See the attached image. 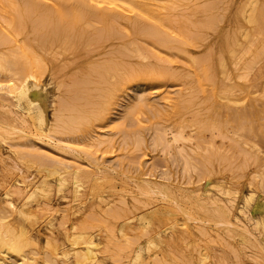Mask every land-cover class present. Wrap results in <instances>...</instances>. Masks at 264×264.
<instances>
[{
    "label": "bare ground",
    "instance_id": "6f19581e",
    "mask_svg": "<svg viewBox=\"0 0 264 264\" xmlns=\"http://www.w3.org/2000/svg\"><path fill=\"white\" fill-rule=\"evenodd\" d=\"M247 5V8L240 14L243 21L238 25V32L226 34L224 31L225 34L222 33L221 37H219L220 40L217 42V51L212 52V47L208 46L207 48L212 51L210 53L208 52L209 54H206L207 52L204 53V55L206 54L205 57L202 58L201 56V59L198 58V60H196L194 57L192 58V56H189L190 54L187 53L186 47L190 45L192 47L197 46L196 43L204 38V35L208 36L203 34L204 31L216 28L217 25L215 21H218L219 17L222 18L221 15L218 14V17L216 13L212 12L214 8L213 0H0V47H4V51L8 50L7 52H9L7 56L6 54L8 53L5 54L3 50V52H0V78L4 77L6 79L4 82L0 79V163L4 170L2 183L5 185L0 197V264H106L105 259L107 257L111 259L112 263L117 264H264V197H261V192L264 193V190H262L264 188V153L260 148L261 146L259 147L257 144L259 143L257 138L261 132L259 133L257 130V133H255V129L254 133L257 134L258 137L252 138L254 136L253 133V135L249 137L250 123H248L246 119L249 124L248 126L246 121L244 122V119L246 115H249L252 111L249 113L245 109L241 110L242 108H240L239 112L233 116L234 111H232L230 104L236 105L239 103L242 106V101L237 97L235 91L238 89L243 90L245 86H242L244 83L242 85L236 83L235 85V83H231L230 80L229 82L226 81L230 76L228 67L233 63L232 59H240L239 51H242L244 54L252 53L250 47H247L249 43L245 45L246 49H244V47L241 48L244 45L242 43L244 40L240 37L247 39L251 38L249 40L251 44V40H253L252 37L254 36L252 31L250 32L248 30L249 26L246 27L243 22H246V24L248 23L247 25L252 24L253 28H250V30L253 29L255 33H261L262 36L264 34V26H260L261 18L264 20L262 5H257L256 0H248ZM225 9L228 8L225 7ZM220 21L219 19L218 22L220 23ZM233 30L235 31V27ZM28 33L35 35L38 42L41 38L43 41L46 39V43L49 44V47L53 45L56 49L60 50V52L71 51L73 53L77 52V54L78 51L84 49L86 46H92L93 50H96L94 52L97 53V51H101L104 48V43H107L109 40H119L121 43L119 45L115 44L114 47L110 45L111 49L105 52L107 57L103 62L95 60L97 63H94V65L91 64L92 66L88 63L91 69L86 66L87 69L90 70L88 73L89 75L92 74L93 76V73L96 75L94 76L96 77L94 82L97 84L95 88L96 91L93 90L94 88L86 90V87L84 89L88 91L87 93L86 91L80 93V89L76 91V84L80 86L78 85L80 82L77 83L73 81L74 78L72 81L69 80L72 82V84H69V88H71L70 85L73 86L74 84L76 87H72L74 90L72 88L69 89L68 85H62V82L58 83L59 85L56 84L58 88H61L59 86H63V89L68 88L65 91H70L71 93L73 91L76 92L72 93V95L67 93L71 96L68 95L65 99L59 97L61 101L59 102V106L56 107L55 104L58 105V103L54 101V95L52 91L49 90V87H52L54 91L57 86L54 85L53 78L50 76L52 74H49L50 72L48 73L50 77L46 82L41 80V75H43L42 71L45 70V66L40 56H37L33 50H28L29 47L28 49L25 48V41H27V43H25L26 45H28L30 41V39L25 40L28 36H31L28 35L25 37ZM19 37H21V39H19ZM204 39L208 41L207 38ZM246 40L244 42H246ZM258 40L255 43L259 42ZM34 41L32 43H34ZM262 42L264 43V40ZM230 45H232V47H234L233 45H235V47L238 46V50L239 47L241 50L238 51L235 47L231 48ZM39 46L37 49L40 48L42 50V47L44 48V46ZM227 46H230V49ZM258 47H261L259 50H263L264 44ZM108 48L110 47L108 46ZM197 48L194 49L197 50ZM40 49L38 51H40ZM56 49L51 52L49 51L46 53L45 51L43 53L47 54V58L53 57L55 53L59 52ZM256 49L258 50V48ZM106 50L108 49L106 48ZM204 50L206 51L207 49ZM91 51L92 50H89V48H87V52L86 49H84V52H86V54L88 53V55ZM71 52L70 54H72ZM256 52L255 54H257ZM259 52V56H261V52L264 53V51ZM130 53H133L138 61H130ZM105 54L102 55L104 56ZM73 55H75V53ZM243 56H241V61L242 58L245 59L247 55H245V57ZM97 57H99V55H97ZM252 58L250 59L252 63H250L248 69L246 68L247 66H245V64L250 61L248 58V61L244 62V67H241L251 70V64L255 66V63L258 62L253 60V63ZM45 59L46 58H44V60ZM147 59H150V61L145 62ZM182 59L186 62L187 72L193 74V79L191 81L193 85L189 87L185 86L184 88L179 87V90L175 88L177 91L173 94L174 89L171 90L173 92L171 93L166 90L165 87L169 81L181 79L183 74L170 68V64H176L177 61L183 63L179 61ZM50 60L51 59H49V61ZM240 60L239 62L242 63ZM260 61L262 63V60ZM72 62L75 64V61ZM72 62L70 63L72 64ZM71 64L66 65L71 66ZM57 65H59V63ZM232 66L237 68L238 65L234 63ZM254 66L253 68H255ZM258 66L256 65V67ZM241 69L239 71H241ZM215 71L220 72L219 75L221 78H223L222 74H226V76L229 75L228 78L225 79V85L224 83H222V85L219 84V80L215 78ZM58 72L56 71L54 74ZM60 73L61 72L57 75ZM263 73L264 72L261 74ZM54 74L52 76L55 78ZM88 74L87 77H90ZM258 74L257 76L254 74V79L259 77ZM245 75L249 78L246 72L245 74H237L236 77L241 78L243 81L246 79L244 77ZM62 77L57 79L61 81ZM186 77H188V74ZM79 80L81 79L79 78ZM184 81L186 82V80ZM237 81L240 80L237 79ZM260 81L256 82L260 83ZM81 82L83 83L84 81ZM247 82L249 83V81L246 80L245 84ZM84 84L85 83H83V85L81 84V86L88 85L87 83L86 85ZM103 84L104 86L100 87ZM186 84L188 85V82H186ZM90 85L92 86V83H89L88 86ZM236 86L237 88H235ZM247 86L249 87V85ZM138 87H144L145 92V87L147 91V87L155 88V91L161 95L160 100L163 105L160 106L162 108H159V105L155 107L154 114H158L161 117H171L175 122H181V124L185 121L184 125L186 123L188 124L185 118L186 115L190 112L193 113L192 108L193 106L195 107V105L204 112L200 113L196 110V113L194 112L193 115H191L193 118H214L213 115L218 105L224 106L227 112H230L231 118L234 117L236 120V117H239V133L243 131V128H249L246 130L247 133L249 132V135L246 133L249 138L243 137L242 135L244 133L240 135L234 130L230 134L235 135L237 138H234L235 141L231 139L234 136L230 135L226 131L227 129H225V132L231 136H229V140L232 142L231 145H233V148L236 143L238 145L236 144L235 147L240 146L238 150H236V158L240 155L239 152H243L241 159L242 161L245 160L244 163L247 161L246 163L249 162L250 166L252 163L257 164H255L257 169L256 166H251L255 167L253 168L255 170H253L251 175H249L248 181H246L248 182V190L245 193H241L238 189L230 187L229 184L212 181V178H209V176L211 168L214 172L213 167L208 165L203 159L201 163L204 161L205 163L201 171H206L208 176L202 178L203 175L200 174L201 180L199 178V184L197 183V176V179H194L196 182H192L191 180L193 178L190 176L191 180L187 179L188 181L186 183L185 181L183 183H181V181H178L179 183H173L174 179L172 181L164 177H159L157 175L158 173L155 174L157 171L155 173H153L154 171H152V173L148 171L134 173V170L133 172L130 171V166H127L129 167L128 170H125L120 167L122 164L116 166L115 164L117 162H114L115 164L112 163L113 166L108 162V164L105 163V160L104 162L99 161L100 158L94 155L96 151L93 154L88 148L93 149L103 144H110L113 138L111 139L105 135L102 136L100 133V135L97 136H86L85 133L80 135V130L90 125L92 122L94 123V121L106 120L109 117L110 110L114 108L115 105L117 107V103L121 102L120 100L128 98L132 88L135 90V88ZM248 89L251 90L250 88ZM58 90L59 89L55 91L57 92ZM89 91H95L97 94L90 97L88 94L90 93ZM239 92L241 93V91ZM93 93L94 92H92V95ZM199 93L203 95L200 96ZM262 93H264L263 90L262 92L260 91V94ZM135 94L137 93H134V96ZM137 95H140L141 101H146V97H141V94ZM259 96L262 95L258 94L255 98ZM263 96L261 97L262 99L264 98ZM56 97L58 98V95ZM74 97L78 99V101L80 98V100H85V102L76 104ZM59 98L57 99L58 101L60 100ZM150 99L148 100L150 101ZM220 100L224 101V103H221ZM131 101H133V97ZM250 101L252 105H254L253 102L257 100L253 101V99H251ZM133 102H127L125 104L127 111L135 107ZM257 102L260 103L261 100ZM147 104L149 105V102ZM239 104L236 107L235 105L233 106L237 108ZM207 105L209 107H207ZM261 105L264 104L262 103ZM138 106L140 105L138 104ZM49 108L52 109L51 118H49L47 114ZM125 111L123 112L125 113ZM242 111H244V113ZM259 111L258 113L261 114ZM231 112H233V115ZM131 113L129 112L128 115ZM131 116L134 115L131 114ZM227 116L229 115L227 114ZM219 117L218 114V119H220ZM230 117H225L226 123L229 122L227 119H230ZM152 118L150 119L151 121ZM248 118H250V116ZM205 119L203 118L201 128H203V126L208 128L212 127L214 122L212 126H209ZM262 119H259V121L261 120L264 122ZM116 120L117 119L112 121ZM191 120L193 119L189 121L191 122ZM196 121L198 122H196V126H200L199 121L201 122L202 119H197ZM254 122L252 120L251 123ZM117 123L118 121L116 124ZM125 123L124 125L128 122ZM218 124L217 121V125ZM106 126L104 125L105 128H107ZM226 126L229 127L230 125H225L224 128H226ZM254 126L252 125V127ZM96 127H99V125ZM113 127L115 126L112 125V129ZM155 127L160 129L156 125ZM218 127L220 126L218 125ZM218 127L215 126L214 128ZM263 127H260L262 128V133L264 132ZM120 128L117 126L116 130ZM156 128L155 130L158 131ZM197 128L198 132H201L200 127ZM208 128L206 132L207 130L209 131ZM186 129H188V126ZM162 130L163 131L159 132H161L163 137L160 136L159 138L162 139L161 141L165 146H168L170 142L175 143L179 138L184 137L182 128L174 129V132L171 131L169 133L171 137L169 138L165 137V134L163 135L162 133H165V131L167 132V130ZM214 130L210 128L208 133H204L209 134L211 131L214 132ZM113 131L115 132V130ZM118 131L116 132L119 133ZM152 132L154 133V130ZM243 132H245V129ZM139 133L138 131V134ZM114 134L113 136L116 135ZM132 134L133 133H131V136ZM138 134L135 135L133 140H137L136 137H138L137 141L141 142L140 140L142 137ZM125 135L123 137H125ZM218 135H220V133L215 134L214 132L213 136L217 137ZM224 135H221L222 138L218 136L220 141L221 139L222 141L223 139L227 140L226 135L225 137ZM209 136L211 137V135ZM200 139L203 141L205 140L201 137ZM260 140H263L262 136ZM129 142L130 141H128V143ZM122 143L116 145L115 142L113 145H116V149L120 150V148L117 147ZM142 143L143 142L139 144ZM146 145L148 147V144ZM187 145L188 144H186L185 147L188 149L189 146L187 147ZM196 145V147H198V144ZM3 146L6 147V154L2 152ZM137 146L135 150L139 149ZM199 146L201 147L202 145ZM120 147L124 149L123 146ZM157 147H159V145ZM181 147H183V145ZM218 147L219 146H217V150L220 149V147ZM203 148L205 149V147ZM210 148L214 149L215 147H209L208 149L210 150ZM228 148H230V146ZM41 149H53L60 155L54 157L50 155L52 157H46V153L43 154L40 152ZM96 149L99 150V148ZM190 149L191 148H189V150ZM201 149L199 150L201 151ZM102 150L99 151V153H106L107 151L105 150L108 149ZM182 150L183 148H180L181 153ZM209 150L208 152L212 151ZM222 150H224V148L222 149L221 147L219 151ZM191 151H194V149ZM127 152H130V150H127ZM183 152H185V150ZM134 153L135 152H131V154ZM195 153L194 151V154ZM212 153L214 155V150ZM217 153L218 151L215 153V156ZM222 153L223 156L219 153L216 158H208L210 155L213 156L210 154L207 157L209 159L207 162H210L211 159L214 158L217 159L218 156L219 158H224L225 153L223 151ZM228 153L230 154L232 152L229 151ZM259 153L263 156H259ZM207 154L205 153L206 156ZM227 154L226 156H228ZM232 154L234 156V153ZM44 156L47 161L43 160L45 159ZM192 156L193 154L191 158ZM197 157L199 158V154ZM228 157H231L230 159L233 160L231 154ZM111 160L112 159L108 161L110 162ZM128 161L129 160L125 163L128 164ZM222 161L223 165L225 162L229 163L228 160L225 162L224 160ZM236 161L237 160L234 159V162ZM186 162L187 160L184 162L185 167ZM188 162H190V160ZM234 162H231L233 167L237 164H234ZM137 163L138 162L132 164V167ZM244 163L240 161V164L243 165ZM139 164L140 163H138V166ZM220 165H222V163ZM21 166H25L26 168L35 166L33 168H35L39 177L35 179L34 176L30 177V175L24 174ZM232 166L231 172L229 171L230 168L226 171L224 169V172H221L220 175L225 172L227 173V171L228 174L231 175L230 173L235 171L234 169V171H232ZM237 166H239V163ZM240 166L237 168L238 170L241 169ZM244 166L245 168L242 167L246 170L250 167L249 165L247 167L246 164H244ZM187 167L192 168L188 165ZM216 167H218V165H216ZM181 168H184L183 164ZM243 168L242 173L245 171ZM174 169L176 170V168ZM189 170H187V172ZM201 171L199 173H201ZM234 173L236 174V172ZM237 173H239L241 176L240 178H242V173L240 174L238 171ZM165 174L167 173L165 172ZM206 174L204 173V175ZM235 174L232 175L234 176ZM12 175H14V177L8 181L7 179ZM216 175L218 176V173ZM166 176L167 175H165V177ZM236 176H234L235 179L232 178V181L236 180L235 182H237L241 180L240 178L237 180ZM181 177L183 178V176H180V178ZM174 178H176V176ZM229 178H231V176L228 177V179ZM55 198L65 202V206H55L53 203ZM128 198L130 199L129 201L127 200ZM238 199L241 201L240 205L237 203ZM142 209L145 210L143 211ZM85 210L90 212L89 216L86 215L88 217L84 215ZM12 214H15L20 219V223L15 224L12 219L10 220ZM38 223H40L42 228L46 231L42 242L33 232L34 226ZM55 232L62 234L63 243L59 241ZM178 243L184 245L183 251L177 249L176 245ZM213 245H219L222 249V253L220 254V252H217L218 254H216L212 249Z\"/></svg>",
    "mask_w": 264,
    "mask_h": 264
},
{
    "label": "rangeland",
    "instance_id": "374dc122",
    "mask_svg": "<svg viewBox=\"0 0 264 264\" xmlns=\"http://www.w3.org/2000/svg\"><path fill=\"white\" fill-rule=\"evenodd\" d=\"M221 1V2H220ZM230 1V2H229ZM257 1V5H259V6H261L262 8H263V11H264V0H256ZM218 2H220V3H218ZM228 2V3H227ZM213 4H214V8L212 9V12H214V13H216V15L219 17V15H221V17L222 18H218V21H219V19L221 20L220 21V23L216 20L215 21V23H216V25H217V29L216 28H214V29H207V30H205L204 31V33L203 34H206V35H208V36H205L204 35V38H207L208 39V41L206 40V39H204V38H202V39H200L196 44H197V46H198V48H197V46H193L194 48H197V50L196 49H194L191 45L190 46H188V47H186V50H187V53L188 54H190L189 56H192V58L194 57V59H196V60H198V58L199 59H201V56H202V58L203 57H205L206 56V54H209L212 50V52H215V51H217V49H218V41L220 40V38L219 37H221V34L222 33H224L225 34V32H226V34H232L233 32L234 33H237L238 31H237V29H238V25H239V23H242V18L240 17V14H241V12L242 11H244L246 8H247V4H248V0H219V1H217V0H213ZM220 4V5H219ZM229 4V5H228ZM224 5V6H223ZM231 5V6H230ZM228 6V7H227ZM243 6V7H242ZM221 7V8H220ZM225 7L226 8H228V9H225ZM218 8V9H217ZM232 8V9H231ZM218 10H219V12H218ZM227 10V11H226ZM222 11H224V12H222ZM238 14H237V13ZM240 12V13H239ZM232 13V14H231ZM219 14V15H218ZM231 15V16H230ZM234 16H235V18H234ZM224 18V19H223ZM223 19V20H222ZM227 19V20H226ZM262 20H263V18H261V22H262ZM259 22H260V20H259ZM260 22V26L261 25H263L264 26V20H263V22L261 23ZM227 23V24H226ZM244 24H245V26L246 27H248V30L251 32L252 31V33L254 34V36L252 37V39L253 40H251V44H250V39L251 38H244V37H240L242 40H246V42H244V41H242V43L244 44L241 48H243L244 47V49H246V46L245 45H247L248 43L250 44H248L247 45V47H250V49L252 50V53H243L242 51H239V50H241V48L239 47V50H238V46L237 47H235V45H233L238 51H239V55H240V59H241V56H243V57H245V55H247L246 57H245V59L244 58H242V61L240 60V59H238V58H236V59H232L233 60V63L232 64H234V63H237V68L236 67H234V66H232V64H230V66L228 67V73H230L228 76H229V79H227L228 78V76H226V74H222V76H223V78H221V76L219 75V71H215V78L217 79V80H219L218 82H219V84H221L222 85V83H224V85L226 84V81H228L229 82V80L231 81V83L233 82V83H235V85H236V83L237 84H243L242 86L244 87V89L243 90H236L235 92V94L237 95V97L242 101V106L239 104V103H237L236 105L235 104H230V106H231V109H232V111H234V115H233V112H231L232 113V115L233 116H235L236 115V113H238L239 112V109L240 108H242L241 110H246V111H248L249 113H250V111H252L249 115H246V117H245V119H244V122L246 121V119H247V121H248V123H250V126H249V124L247 123V121H246V123L248 124V126L250 127V130H252V131H250L249 130V132H250V135H249V132L247 133V131L246 130H248L247 128H243L242 130L244 131V129H245V132H240L239 133V127H238V125H239V117H236V120H235V118L234 117H230L231 115H230V112H227V110H226V108L224 107V106H222V105H218V107L216 108V111H215V114H216V116H215V114L213 115L214 116V118L213 117H192L191 115H193V113L195 112L196 113V110L197 111H199L200 113H202V112H204L203 110L201 111V109H199V107L197 106L196 107V105H195V107L193 106V108H192V111H193V113H189L188 115H186V122H188V124L186 123L185 125H184V123H185V121H184V123H182L181 124V122H175L171 117H161L160 115H158V114H154L155 113V107H158V105H159V108H162L161 106L163 105L162 104V101L160 100L161 99V95L159 94V93H157L156 91H155V88H152V87H147L148 88V91H147V89H146V87H145V90H146V92L144 91V87H138V88H135V90H134V88H132V91L129 93V97L128 98H123V100H120L121 102L120 103H117V107H116V105L114 106V108H112L111 110H110V114H109V117L106 119V120H102V121H94V123L92 122L90 125H88V126H85V127H83L81 130H80V135H83L84 133H85V135L86 136H97V135H102V136H107V137H110L111 139H112V142L110 143V144H103V145H101V146H98V147H95V148H93V149H96V148H99V150L98 149H96V150H93V149H91V148H88L90 151H92L93 152V154L95 153V151H96V153L94 154L96 157L98 156L100 159H99V161H103L104 162V160H105V163H109V164H111V165H113V164H115L116 162L118 163H116L115 165L116 166H119L120 164H122V165H120V167L121 168H124L125 170H128V168L129 167H127V166H130V171H132L133 172V170H134V173H136V172H149V173H152V171H154L153 173H155L156 171V173L155 174H157L159 177H164V178H166V179H168V180H172L173 181V179H174V182L173 183H179L180 181H181V183H183L184 181H185V183L188 181V180H191V178H190V176L193 178L191 181L192 182H196V180L194 181V179L196 178L197 179V177H198V179H197V183L199 184V181L201 180V176H199L200 174L201 175H203V177L202 178H205V177H207L208 176V174H206V171H201V168H203L204 166V163H205V161H206V163H208V165H211L212 167H213V170H214V172L212 171V168L211 167H208V168H211V171H210V176H209V178H212L211 180L212 181H219V182H224V184H229V186L230 187H232V188H236V189H238L241 193H245L247 190H248V182H246V181H248V179H249V175H251V173L253 172V170H255V169H253V168H255V167H251V166H256L255 164H253L252 162V164H251V166H250V163L248 162V163H244V161L245 160H243L242 161V157L241 156H243L242 154H243V152H242V150L240 149V151L242 152V153H240L239 152V154L240 155H238V157L236 158V150H238V148L240 147H235V145L237 144H235L234 142L236 141L235 139H237L236 137H235V135H233V134H230V133H232V131H236V133H238V134H240V135H242L243 133V137H246V138H249V137H251L253 134H254V136L252 137V138H254V137H258L257 136V134H255V133H257V130L259 131V139L257 138V140H259L258 142L259 143H257L258 145H259V147L261 148V150H262V152L264 153V132L262 133V128H260V127H263V125H264V122L263 121H259V119H262V120H264V105H261L262 103L264 104V98L262 99L261 97L263 96V94L264 93H262V94H260V91L262 92V90L264 91V86H260V85H264V73L263 74H261L262 72H264V53L263 52H261V56H259L258 54H260V52L259 51H264V49L262 50V49H260L259 50V48H261V47H258L259 45L261 46L262 44H264L262 41L264 40L263 39V37H264V32L262 33L263 34V36L261 35V33L259 34H257V33H255L254 32V30L253 29H251L250 30V28H253V26H252V24H249V25H247L246 24V22H243ZM225 26H227V27H225ZM251 26V27H250ZM231 27V28H230ZM235 27V31L233 30V28ZM262 27V26H261ZM232 29V30H231ZM264 29V28H263ZM212 32H211V31ZM223 30V31H222ZM218 31V32H217ZM225 31V32H224ZM216 34V35H214V34ZM28 35H31V36H28ZM256 35V36H255ZM260 35H261V37H260ZM28 36V37H27ZM215 36V37H214ZM260 38H259V37ZM25 37H27L25 40H27V39H30V41L28 42L29 44L28 45H26L25 43H27V41H25V43H24V45H25V48L26 49H28V47H29V49L28 50H33L34 52H35V54L37 55V56H40V58H42L43 59V63H44V66H45V70H43L42 72H40V73H42L43 75H41V80L42 81H47L48 79H49V77L51 76L52 78H53V83H54V85H56V84H58V83H61L62 85L63 84H65V85H68V88H69V84H72V80H73V78H74V80L73 81H75V82H80L78 85H80V86H77V84H76V87L78 88H76L75 87V85L73 84V86H74V88H76V91L77 90H79L80 89V93H82V92H85L86 90H90L91 88H94L93 90H95V88H96V86H97V84H95V80H96V77H94V76H96L94 73H93V76H92V74H88L89 73V69H91L88 65L90 64H92V65H94V63H97L96 61H101V62H103L104 61V59H106V57H107V54H105V52L106 51H109L110 49H111V46L110 45H113V47H114V45L116 44V45H119L121 42L119 41V40H109L107 43H104V48L101 50V51H97V53L96 52H94V51H96V50H93V47L92 46H86L84 49H86V52H87V48H89V50L91 49L92 51L90 52V54L88 55V53L86 54V52H84V49H81L80 51H78V54H77V52H74L75 53V55H73L74 53L73 52H71V51H65V52H60V50H58V49H56L53 45V47L52 46H50L49 47V44H47L46 42H47V40L46 39H44L45 41H43V39L41 38L40 40H42V41H40L39 40V42H38V40L36 39V36L35 35H33V34H31V33H28ZM258 37V38H257ZM32 38V39H31ZM257 38V39H256ZM262 38V39H261ZM19 39H21V37H19ZM216 39H217V41H216ZM259 39V40H258ZM260 39H261V44H260ZM35 40V41H34ZM202 40H203V42H202ZM211 40H212V42H211ZM255 40V41H254ZM259 41V42H257V43H255L256 41ZM34 41V43H32ZM253 41V42H252ZM32 43V44H31ZM201 43V44H200ZM33 44H35V45H33ZM257 44V45H256ZM40 45V46H39ZM41 47V46H44V48L42 47V50L40 49V51H38L39 49H37V47ZM108 46L110 47V48H108ZM212 47L211 49V51L207 48V47ZM231 46V48H234V47H232V45H230ZM230 46H227L229 49H230ZM252 46V47H251ZM254 46V47H253ZM256 46V47H255ZM112 47V48H113ZM32 48V49H31ZM106 48L108 49V50H106ZM228 48H227V50H228ZM254 48V49H253ZM256 48H258V50L256 49ZM4 47H0V52L3 50L4 51ZM45 49V50H44ZM54 49H56V50H58L59 52H57V53H55V55L53 56V57H48L49 59H51L50 61H49V59L47 58V52H51V51H54ZM105 49V50H104ZM204 49H207L206 51L204 50ZM243 50V49H242ZM2 51V52H3ZM8 51V50H7ZM7 51H4L5 52V54L6 53H8V54H6V56L7 55H9V52H7ZM10 51V50H9ZM46 51V56H45V54L43 53V52H45ZM256 51H258V52H256ZM41 54H40V53ZM69 54H68V53ZM70 52L72 53V54H70ZM207 52V53H206ZM209 52V53H208ZM242 52V53H241ZM255 52L257 53V54H255ZM38 53V54H37ZM105 54L104 56L102 55V54ZM204 53H206L205 55H204ZM263 53V54H262ZM10 54H11V51H10ZM61 54H63V55H61ZM82 54V55H81ZM68 55H70V56H68ZM81 55V56H80ZM97 55H99V57H97ZM102 57H101V56ZM130 57H129V60L130 61H132V62H134V61H138V59H137V57H135L134 56V54L133 53H130ZM197 55V56H196ZM253 55V56H252ZM68 56V57H67ZM77 58H76V57ZM252 57H254V58H252V61L254 60L255 62H257V63H255V66L253 65V64H251L252 66V68H253V66L255 67V68H251V70L249 71V70H247L248 69V67L250 66V63H252L251 62V58ZM44 58H46L45 60H44ZM64 58V59H63ZM85 58V59H84ZM247 58L250 60L249 61V63H244V62H247L248 60H247ZM79 59V60H78ZM102 59V60H101ZM60 60V61H59ZM96 60V61H95ZM178 60V59H177ZM238 60V61H237ZM239 60L242 62V63H240L239 62ZM260 60H262V63H261V61ZM47 61H49V62H47ZM72 61H75L74 63L75 64H73V62ZM98 61V62H99ZM146 61H150V59H147V60H145V62ZM180 62L182 61L183 63H179L178 61L176 62V64H170V68H172L174 71H176V72H178V73H182L183 74V76H182V78L181 79H179V80H174V81H169V83H167V85H166V87H165V89L166 90H168V91H170L171 93H173L171 90H173L174 91V93L173 94H175L176 93V91H177V89H175V88H178V90H179V87H181V88H184L185 86H192L193 85V83L191 82L192 81V79H193V74L192 73H189V72H187V66H186V62L182 59V60H179ZM254 61H253V63H254ZM260 61V62H259ZM53 62V63H52ZM55 62V63H54ZM70 62H72V64L70 63ZM79 62V63H78ZM185 62V63H184ZM49 63V64H48ZM59 63V65H57ZM65 65H64V64ZM89 63V64H88ZM260 63V64H259ZM70 65L71 64V66H67V65ZM87 64V65H86ZM183 64V65H182ZM185 64V65H184ZM244 64H245V66H247L246 68H243L244 67ZM248 64V65H247ZM56 65V66H55ZM91 65V66H92ZM169 65V64H168ZM256 65L258 66V65H260V66H258V67H256ZM55 66V67H54ZM58 66H59V68H58ZM64 66V67H63ZM89 68V69H87V67ZM236 66V65H235ZM241 66H243V67H241ZM9 67V66H8ZM11 67V66H10ZM61 67H63V68H61ZM70 67V68H69ZM260 67H262V68H260ZM62 70H61V69ZM68 68H69V70H68ZM83 68V69H82ZM243 69V71H242V69ZM54 69H55V71H54ZM57 69H60V70H57ZM67 71H66V70ZM71 69H73V70H71ZM80 69V70H79ZM241 69V71H239ZM245 69H246V71H245ZM76 71V73H75V71ZM237 70V71H236ZM259 70H260V72H259ZM48 71V72H47ZM61 72L59 75H57L58 73H56V74H54L55 72ZM64 73H63V72ZM69 71V72H68ZM74 71V72H73ZM79 73H78V72ZM184 71V72H183ZM234 71H236V72H234ZM248 71V72H247ZM254 71V72H253ZM50 72V73H49ZM87 72V73H86ZM240 72V73H239ZM245 74V72H246V74L248 75L249 74V72H250V74L248 75L249 76V78L248 77H246V75L244 76L246 79H244V77H243V79L245 80H243L242 81V79L241 78H237L236 77V75L237 74H243V73ZM252 72V73H251ZM257 72V73H256ZM258 72H259V74H258ZM45 73H46V75H45ZM48 73L49 74H54L55 75V78L52 76V75H48ZM79 74V75H78ZM82 74V75H81ZM84 74H86V75H84ZM87 74H88V76H90V77H87ZM188 74V77H186V75ZM257 76V74H258V76L259 77H257L256 79H254V77H255V75ZM74 75V76H73ZM189 75H192V76H189ZM232 75V76H231ZM63 76V77H62ZM69 76V77H68ZM72 76V77H71ZM76 76V77H75ZM252 76V77H251ZM261 76V77H260ZM62 77V79H61V81H59L60 79H57V78H61ZM83 77V78H82ZM92 77V78H91ZM76 78V79H75ZM79 78L81 79V80H79ZM95 78V79H94ZM248 78V79H247ZM253 78V79H252ZM261 78V79H260ZM1 80H2V82H4V81H6V79L4 78V77H1L0 78ZM64 79V80H63ZM89 81H88V80ZM225 79H227L226 81H225ZM237 79H239L240 81H237ZM69 80H71V81H69ZM182 80V81H181ZM184 80H186V82H188V85L186 84V82L184 81ZM190 80V81H189ZM235 80V81H234ZM246 80L247 81H249V83L247 82L246 84H245V82H246ZM250 80H252V81H250ZM261 80V81H260ZM81 81H84L83 83H85L84 85H86V83L89 85V83L91 84L92 83V86L90 85V86H81V84L83 85V83L81 82ZM223 81V82H222ZM225 81V82H224ZM242 81V82H241ZM256 81H260V83L258 82H256ZM172 82V83H171ZM182 82H183V85H182ZM191 83V85H190V83ZM263 84H262V83ZM67 83V84H66ZM74 83V82H73ZM176 83V84H175ZM231 83H228V84H231ZM253 83H255V84H253ZM60 84V85H61ZM169 84V85H168ZM177 84H178V86H177ZM186 84V85H185ZM257 85V84H260V85H257V86H253V85ZM59 85V84H58ZM95 85V86H94ZM182 85V86H181ZM233 85V84H232ZM247 85H249V87L247 86ZM57 86V85H56ZM72 85H70V87L72 88L73 87ZM100 86V85H99ZM104 86V84L103 85H101L100 87H103ZM168 86V87H167ZM169 86H170V88H169ZM174 86H177V87H174ZM253 88H252V87ZM59 87H61V88H58V86H57V88L55 87V89H54V91L52 90V87H49V90L50 91H52V94L54 95V101L56 102V103H58V105L57 104H55V106L56 107H58L59 106V102L61 101V99L60 98H63V99H65V98H67V96L69 95V96H71L72 95V93H75L74 91L71 93L70 91H65V90H67L68 88H64L63 89V86H59ZM67 87V86H66ZM86 87V90L84 89ZM250 88L251 90H249L248 88ZM258 88V89H256V88ZM263 87V88H262ZM71 88H69V89H71ZM143 88V89H142ZM235 88H237V86L235 87ZM246 88V89H245ZM256 90H258V91H256ZM57 89H59L57 92L55 91V90H57ZM73 89V88H72ZM81 89H83V90H81ZM139 91H138V90ZM74 90V89H73ZM144 91V94H143V91ZM248 90H249V92H248ZM62 91V92H61ZM96 91V90H95ZM95 91H92V92H94L93 93V95H92V92L91 91H89L90 93H88L89 95H90V97H92V96H94V95H96L97 94V92H95ZM152 91V92H151ZM238 91V92H237ZM239 91H241V93L239 92ZM247 91V92H246ZM61 92V93H60ZM64 92V93H63ZM66 92V93H65ZM88 91H86V93H87ZM142 92V93H141ZM255 92H256V95H255ZM258 92V93H257ZM60 93V94H59ZM67 93H70V94H67ZM134 93H137V94H141V97L142 96H144V97H146V101L144 102V101H141L140 100V95L138 96L137 94H135V96H134ZM153 93H155V94H152ZM63 94V95H62ZM67 94V95H66ZM132 94V95H131ZM146 94H147V96H146ZM240 94V95H239ZM258 94L259 95H262V96H259V97H257V98H255V96H258ZM58 95V98L60 99L59 101L57 100L58 98L56 97V96ZM131 95V96H130ZM199 95L201 96V95H203V94H201V93H199ZM250 95H252V96H254V97H252V96H250ZM64 96V97H63ZM154 98H152V97ZM157 96V97H156ZM55 97H56V99H55ZM132 97H133V101H131V99H132ZM150 97H151V99H150ZM156 97V98H155ZM250 97V98H249ZM264 97V96H263ZM122 98V97H121ZM261 98V99H260ZM62 99V100H63ZM82 99V98H81ZM138 99V100H137ZM148 99H150V101L148 100ZM157 99H158V101H157ZM251 99H253V101L255 100H257V101H259V100H261V102L259 103V102H253V104L254 105H252V102L250 101ZM71 100H73V99H71ZM74 100H76V101H78V99H76L75 97H74ZM73 100V101H74ZM126 100V101H125ZM128 100V101H127ZM217 100H218V98H217ZM75 101V103L76 104H81V103H83V102H85V100H80V98H79V101L78 102H76ZM124 101V102H123ZM221 101V100H220ZM81 102V103H80ZM127 102H130V103H132L133 102V104H135V107H133L132 109H130V111H127L126 110V108H125V104L127 103ZM139 102V103H138ZM149 102V105L147 104ZM153 102V103H152ZM158 102H160V103H158ZM140 105V106H138V104ZM146 103V104H145ZM221 103H224V101H221ZM120 104V105H119ZM137 104V105H136ZM143 106H142V105ZM238 104H239V107H237V108H235L236 106H238ZM250 104V105H249ZM255 104H257V105H255ZM119 105V106H118ZM155 105V106H154ZM161 105V106H160ZM233 105H235V107L233 106ZM262 107H261V106ZM138 106V107H137ZM144 106H145V108H144ZM148 106V107H147ZM153 106V107H152ZM256 106V107H255ZM258 106H260V107H258ZM207 107H209L208 105H207ZM243 107H245V108H243ZM252 107V108H251ZM138 108V109H137ZM261 108V109H260ZM122 109V110H121ZM136 109V110H135ZM207 109V108H206ZM234 109V110H233ZM238 109V110H237ZM255 109V110H254ZM119 110V111H118ZM126 110V111H125ZM240 110V111H241ZM260 110V111H259ZM123 111H125V113L123 112ZM131 111H132V113H131ZM134 111V112H133ZM139 111V112H138ZM245 111V112H246ZM258 111L259 112H261V114L260 113H258ZM52 112V109L51 108H49L48 110H47V114H48V117L49 118H51V113ZM116 112H118V113H116ZM128 112V113H127ZM129 112L132 114V115H134V116H131V114L130 115H128L129 114ZM142 112V113H141ZM143 112H144V114H143ZM150 112V113H149ZM243 113H244V111H242ZM255 112V113H254ZM262 112H263V115H262ZM113 113V114H112ZM254 113V114H253ZM115 114V115H114ZM125 114V115H124ZM218 114H219V118L220 119H218ZM227 114L229 115V116H227ZM248 114V113H247ZM142 115V116H141ZM145 115H146V118H145ZM260 117H259V116ZM113 116V117H112ZM130 116H131V118H130ZM250 116V118H248ZM141 119H140V118ZM153 117V118H152ZM225 117H230V119H227V121H229L228 123H226V118ZM253 117V118H252ZM262 117V118H261ZM113 118V119H112ZM121 118H122V120H121ZM133 118V119H132ZM152 118V121L150 120ZM193 119V120H191V122L189 121L190 119ZM199 120V119H202V121L200 122L199 121V124H200V126H196V120L197 119ZM203 118L205 119V121H207V123L209 124V126L211 125L212 126V123H213V126L215 125L216 127H218V125L220 126V127H218V128H214L213 126L212 127H210L211 128V130L213 129H215L214 130V132H215V134L216 133H220V135H218L219 137L221 136V135H224V133H225V135H226V137H227V140H224L223 139V141H222V139H221V141H220V139H219V137L217 138V137H215V136H213L214 135V132L213 131H211L209 134H206V133H208L209 131H210V128H208V127H204L203 126V128H201L202 127V122H203ZM213 120H212V119ZM225 118V119H224ZM233 118H234V120H233ZM110 119V120H109ZM115 120V119H117L116 121H112V120ZM138 119V120H137ZM239 119V120H238ZM119 120H121V121H119ZM243 120V119H242ZM251 120V121H250ZM252 120H253V122L255 123V126H254V123H251L252 122ZM111 124V123H113V124H109L108 122ZM118 121V123L116 124V122ZM193 121V122H192ZM209 121V122H208ZM212 121V122H211ZM217 121H218V125H217ZM250 121V122H249ZM127 124H126V123ZM142 122V123H141ZM190 122V123H189ZM210 122H211V124H210ZM215 122H216V124H215ZM231 122V123H230ZM234 122V123H233ZM100 123H101V125L104 127V125L107 127V128H103L101 125H100ZM104 123H106V124H104ZM124 123L126 124V125H124ZM193 123V124H192ZM198 123V122H197ZM221 123V124H220ZM233 123V124H232ZM258 123H260L261 124V126H260V124H258ZM207 124V125H208ZM95 125V126H94ZM99 125V127H96V126H98ZM112 125H114L115 127H113V129H112ZM120 125V126H119ZM155 125L157 126V127H159L160 129H158V128H156L155 127ZM183 125H184V127H183ZM188 126V129H186L187 128V126ZM225 125H230L229 127H227L226 126V128H224V126ZM252 125L255 127H252ZM109 126V127H108ZM117 126H118V128H120V129H118V130H116V128H117ZM125 126H126V128H125ZM177 126V127H176ZM190 126H193V127H190ZM161 127H162V129H164V130H167V132L165 131V133L164 132H162L163 133V135L165 134V137H167V138H169V137H171V134L169 135V133L171 132V131H175L174 129H177V128H182V133H183V135H184V137L183 138H179L175 143L174 142H170L169 144H168V146H165L164 144H163V142L161 141L162 139L161 138H159L160 136L161 137H163L162 136V134H161V132H159V131H163L162 129H161ZM197 127H200V130H201V132L199 131L198 132V128ZM237 127H238V129H237ZM257 127V128H256ZM115 128V129H114ZM155 128L156 129H158V131H156L155 130ZM173 128V129H172ZM183 128H184V130H183ZM209 129V131L207 130V132H206V129ZM223 128H224V130H223ZM233 128V129H232ZM254 128V129H253ZM264 128V127H263ZM92 129V130H91ZM96 129V130H95ZM144 129V130H143ZM225 129H227L226 131L230 134V135H232V136H234V137H232L231 139L232 140H235L233 143L235 144L234 145V148L232 147L233 145H231L232 144V142L229 140L230 139V135L227 133V132H225ZM255 129H256V132H255ZM101 130V131H100ZM105 130V131H104ZM113 130H115V132L113 131ZM123 130V131H122ZM141 130H143V131H141ZM154 130V133L152 132ZM186 130V131H185ZM193 130V131H192ZM229 130V131H228ZM86 131V132H85ZM90 131H92V132H90ZM100 131V132H99ZM109 131H111V132H109ZM116 131H118L119 133H117ZM120 131H122V132H120ZM132 131V132H131ZM138 131L140 132L139 134H138ZM203 131V132H202ZM264 131V130H263ZM103 132V133H102ZM109 132V133H108ZM144 132V133H143ZM159 132V133H158ZM204 132H206V133H204ZM255 132V133H254ZM88 133V134H87ZM100 133V134H99ZM116 135H115V134ZM131 133H133L132 134V136H131ZM196 133V134H195ZM223 133V134H222ZM249 135V137H248V135ZM253 133V134H252ZM95 134V135H94ZM111 134H112V136H111ZM113 134L115 135V136H113ZM127 136H126V135ZM141 135L140 137H142V139L141 138H139V139H141L140 141L141 142H143L142 144H139V143H141V142H139V141H137L138 140V137H136L137 138V140L135 139V141L133 140L134 139V137H135V135ZM151 134V135H150ZM160 134V135H159ZM190 134H192V135H190ZM125 135V137H123ZM134 135V136H133ZM201 135V136H200ZM207 137H206V136ZM209 135H211V137L209 136ZM225 135H224V137H225ZM146 136V137H145ZM194 136V137H193ZM230 136V137H229ZM261 136H262V139L263 140H260L261 139ZM127 137V138H126ZM200 137L201 138H203V139H205L204 141L202 140V139H200ZM87 138V137H86ZM123 138V139H122ZM126 138V139H125ZM150 138V139H149ZM159 138V139H158ZM197 138V139H196ZM212 138H214V139H212ZM221 138H222V136H221ZM235 138V139H234ZM252 138H250V139H252ZM118 139V140H117ZM153 139V140H152ZM156 139V140H155ZM188 140V141H187ZM207 140V141H206ZM253 140V139H252ZM255 140H256V138H255ZM256 140V141H257ZM116 142V145H118V143H122V142H124V143H122V144H119L120 146H123L124 147V149H121V147L119 146V147H117V148H120V150L119 149H116V145H113V143L115 144V142ZM128 141H130L129 143H128ZM156 141V142H155ZM212 143V146H211V143ZM260 141H262V142H260ZM137 142H139V143H137ZM146 142V143H145ZM150 142V143H149ZM152 142V143H151ZM191 142V143H190ZM200 142V143H199ZM227 142H229V143H227ZM133 143H134V146H133ZM137 143V144H136ZM160 143V144H159ZM203 143H205V144H203ZM221 143V144H220ZM127 145V146H125V145ZM129 144H130V146H129ZM140 146H139V145ZM146 144H148V147H147V145ZM156 144V145H155ZM159 145V147H157L158 145ZM163 144V145H162ZM174 144H175V146H174ZM186 144H188L187 145V147H188V149L185 147L186 146ZM195 144V145H194ZM196 144H198V147H200L199 145H202L203 147H205V149H206V147H207V149L209 148V147H215L214 149H212V148H210V150H214V152L216 153L217 151H218V155H219V153H220V155H222L223 156V153H222V151L225 153V156H224V158H229L228 156L231 154L232 155V157H233V160L232 159H230V160H232V161H230L229 159H224V158H221L222 160H224V162L226 161V160H228V162L230 163H227V162H225L224 163V165H223V161L219 158V156L217 157V159H215L216 158V156H217V154H216V156H215V153H214V155H213V153H212V151L211 152H208V150L206 151L202 146V149H201V147L200 148H198V147H196L197 145ZM208 146H207V145ZM214 144V145H213ZM133 147H132V146ZM138 145V146H137ZM183 145V147H181ZM196 147V150H195V147ZM205 145V146H204ZM238 145V144H237ZM105 146H107V147H105ZM136 146H137V148H139L138 150H139V152H138V150H135L136 149ZM145 146V147H144ZM165 148H164V147ZM192 146V147H191ZM217 146H219L220 147V149H221V147H222V149L224 148V150L226 151V148H227V151L225 152L224 150H222V151H219V150H217ZM227 146V147H226ZM230 146V148H228ZM4 148H2V152L4 153V154H6V147L5 146H3ZM109 147H110V151H109ZM130 147H132V148H130ZM177 147V148H176ZM185 147V148H184ZM218 147V148H219ZM38 148V147H37ZM108 149V150H105V151H107L106 153H108V154H106V153H99V151H101L102 149ZM155 148H157V149H155ZM180 148L182 149L183 148V150H182V153L180 152ZM189 148H191L190 150H189ZM198 148V149H197ZM237 148V149H236ZM46 149V148H45ZM101 149V150H100ZM103 149V150H104ZM133 149V150H132ZM155 149V150H154ZM175 149V150H174ZM187 149V150H186ZM194 149V151L196 152L195 154H194V151H191V150H193ZM199 149H201V151H203V152H201ZM230 149V150H229ZM232 149V150H231ZM102 150V151H103ZM113 150H114V152H113ZM117 150H119V151H117ZM126 150V151H125ZM127 150L129 151L130 150V152H127ZM135 150V151H134ZM170 150V151H169ZM178 150V151H177ZM185 150V152H183ZM209 150V151H210ZM230 152H232V153H234V156H233V154L232 153H228L229 151ZM47 151V152H46ZM55 150H51V149H47V150H40V152L41 153H43V154H45L46 153V157H48V156H50V155H53V157L54 156H56V155H60V154H58V152L57 151H55ZM104 151V152H105ZM117 151V152H116ZM121 151V152H120ZM144 151V152H143ZM177 153H176V152ZM205 151V152H204ZM98 152V153H97ZM123 152V153H122ZM131 152L133 153V152H135L134 154H131ZM190 152V153H189ZM207 152H208V154H207ZM122 153V154H121ZM159 153V154H158ZM185 153V154H184ZM205 153L207 154V156L205 155ZM228 153V154H227ZM98 154H100V155H98ZM102 154V155H101ZM119 154V155H118ZM128 154H130V155H128ZM141 154V155H140ZM193 154V156H192V158H191V155ZM198 154H199V158L197 157L198 156ZM210 154H212L213 156H211ZM226 154L228 155V156H226ZM238 154V153H237ZM121 155V156H120ZM123 155V156H122ZM125 155V156H124ZM211 157H210V156ZM108 156V157H107ZM116 156V157H115ZM122 157V158H120V157ZM127 156H129V157H127ZM131 156V157H130ZM134 156V157H133ZM136 156V157H135ZM161 156H162V158H161ZM185 158H184V157ZM209 156V157H208ZM259 156H263V155H260V153H259ZM45 157V156H44ZM46 157H45V159H43V160H46ZM50 157H52V156H50ZM106 157V158H105ZM112 157H115V158H112ZM123 157H124V159H123ZM168 157V158H167ZM178 157V158H177ZM213 158V157H215L214 159H211V161L210 162H207L209 159L208 158ZM235 157V158H234ZM101 158H102V160H101ZM118 158V159H117ZM120 158V159H119ZM129 158V159H128ZM194 158H196V159H194ZM110 160V159H112L110 162L108 161V160ZM141 159V160H140ZM163 159V160H162ZM168 159H169V161H168ZM190 160V162H188L189 160ZM205 160L203 163H201V161H203V160ZM234 159H236L237 161H239V162H234ZM244 159V158H243ZM117 160V161H116ZM118 160H120V161H118ZM121 160H122V162H121ZM125 160V161H124ZM127 160H129L128 161V164L127 163H125V162H127ZM130 160H131V162H130ZM144 160V161H143ZM185 160H187V162H186V167H185ZM222 161V162H220V161ZM47 161V160H46ZM46 161H44V162H46ZM140 161V162H139ZM147 161V162H146ZM173 161V162H172ZM195 161H200L199 163L198 162H195ZM213 161H215V162H213ZM240 161H241V163L243 162L244 164H246V166L248 167V165L250 166V167H248L247 168V170L246 169H244L245 168V166H244V164L242 165V164H240ZM115 162V163H114ZM120 162V163H119ZM130 162V163H129ZM135 162H138V163H140L139 164V166H138V163L137 164H135V168L134 167H132V164H134ZM147 164H146V163ZM172 164H171V163ZM214 164H213V163ZM234 162V164H238L239 163V166H240V170H238L237 168H239V166H237V164L236 165H234V167L232 166V163ZM47 163V162H46ZM107 163V164H108ZM113 163V164H112ZM143 163V164H142ZM144 163H145V165H144ZM166 163V164H165ZM187 163H191L190 165L189 164H187ZM192 163H193V165H192ZM201 163V164H200ZM216 163V164H215ZM222 163V165H223V167H222V165H220ZM125 164H127V165H125ZM182 164H183V167L184 168H181L182 167ZM198 164V165H197ZM142 165H143V167H142ZM187 165L190 167H192V168H194V169H192V168H188L187 167ZM206 165V164H205ZM207 165V166H208ZM216 165H218V167H216ZM227 165H228V167H227ZM259 165V164H258ZM114 166V165H113ZM126 168H125V167ZM196 166V167H195ZM221 166V167H220ZM231 166L233 167L232 168V171H234V172H236V174L234 173V172H232V173H230L231 172ZM235 166H237V167H235ZM244 168H243V167ZM33 167H35V166H32V167H25V166H21V168H22V170H23V173L24 174H26V175H30V177H32V176H34L35 177V179H37L38 177H39V175L37 174V172H36V170H35V168H33ZM149 167V168H148ZM166 167V168H165ZM219 167H220V169H219ZM225 167H227V168H225ZM30 168H32V169H30ZM133 168V169H132ZM151 168V169H150ZM171 168V169H170ZM174 168H176V170L174 169ZM186 168H188V169H186ZM217 168V169H216ZM230 168V174L231 175H229L228 174V171H227V173L225 172V173H222L221 175H220V173L221 172H224V169H225V171L226 170H228ZM242 168L245 170L243 173H242ZM136 169V170H135ZM143 169V170H142ZM147 169H149V170H151V171H149V170H147ZM154 169V170H153ZM190 169V170H189ZM192 169V170H191ZM199 171H198V170ZM234 169V170H233ZM237 169V170H236ZM256 169H257V166H256ZM187 170H189L188 172H187ZM217 170H218V172H217ZM223 170V171H222ZM4 170L2 169V165H1V163H0V197H1V194H2V192H3V190H4V184L2 183V177L4 176V172H3ZM174 171V172H173ZM187 175H185L183 172ZM186 171V172H185ZM192 173H191V172ZM201 171V173H199ZM237 171L238 172H240V174L242 175V178H240L241 176L239 175V173H237ZM248 171H250V172H248ZM165 172L167 173V174H165ZM218 173V176L216 175L217 173ZM161 173V174H160ZM175 173V174H174ZM179 173H181V174H179ZM203 173V174H202ZM204 173L206 174V175H204ZM212 173H214V174H212ZM245 173V174H244ZM167 175L166 177H165V175ZM190 174V175H189ZM194 174H197V175H194ZM232 174H235L234 176H236L237 174L239 175H237L236 176V178H237V180H239L238 178H240L241 180H239V181H237V182H235L236 180H234V181H232V178H234V176L232 175ZM244 174V175H243ZM2 175V176H1ZM189 175V176H188ZM229 175V176H228ZM176 176V178H174ZM180 176H183V178L181 179L180 178ZM186 176V177H185ZM197 176V177H196ZM231 176V178H229L228 179V177H230ZM243 176H244V178H243ZM14 177V175H12V176H10L7 180L9 181V180H11L12 178ZM169 177V178H168ZM186 178V179H185ZM199 178H200V180H199ZM220 178V179H219ZM246 178H247V180H246ZM179 179H181V180H179ZM183 179H185V180H183ZM188 179V180H187ZM207 179V178H206ZM205 179V180H206ZM223 179V180H222ZM235 179V178H234ZM179 181V182H178ZM231 183H230V182ZM196 184V183H195ZM243 184V185H242ZM243 186V187H242ZM262 190H264V188L262 189ZM213 192H214V190H213ZM261 197H264V193L263 192H261ZM128 201L130 200L129 198L127 199ZM53 203H54V205L56 206H59V207H64L65 206V202H63L61 199H57V198H55L54 200H53ZM237 203H238V205H240L241 204V201H240V199H238V201H237ZM61 205V206H60ZM143 211L145 210V209H142ZM89 214H90V212L88 211V210H85L84 211V215L86 216V215H88L89 216ZM88 216H86V217H88ZM12 219V221H14L15 222V224H18V223H20V219L15 215V214H12L11 216H10V220ZM40 223H38V224H36L35 226H34V230H33V232H34V234L39 238V240L42 242V240H43V238H44V234H45V230H44V228H42V226H41V224L39 225ZM55 235L57 236V238L59 239V241L61 242V243H63V239H62V234L61 233H58V232H55ZM144 238V237H143ZM176 247H177V249L178 250H180V251H183L184 250V245H182L181 243H178L177 245H176ZM212 249H213V251L216 253V254H218L217 252H220V254L222 253V249L219 247V245H216V246H212ZM221 249V250H220ZM160 250V249H159ZM158 250V251H159ZM186 250V249H185ZM41 251V250H40ZM187 251V250H186ZM42 252V251H41ZM193 252H194V250H193ZM184 254H186V253H184ZM105 263L106 264H117V263H112L111 262V259L109 258V257H107L106 259H105Z\"/></svg>",
    "mask_w": 264,
    "mask_h": 264
}]
</instances>
